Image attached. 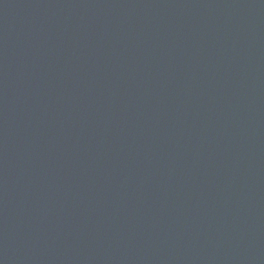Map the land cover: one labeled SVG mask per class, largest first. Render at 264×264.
<instances>
[{"label":"water","instance_id":"water-1","mask_svg":"<svg viewBox=\"0 0 264 264\" xmlns=\"http://www.w3.org/2000/svg\"><path fill=\"white\" fill-rule=\"evenodd\" d=\"M0 264H264V0H0Z\"/></svg>","mask_w":264,"mask_h":264}]
</instances>
